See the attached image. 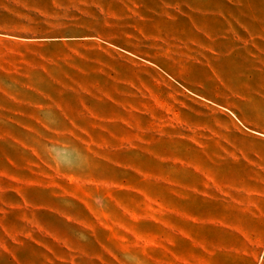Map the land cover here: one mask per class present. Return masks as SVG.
<instances>
[{"label":"rangeland","instance_id":"obj_1","mask_svg":"<svg viewBox=\"0 0 264 264\" xmlns=\"http://www.w3.org/2000/svg\"><path fill=\"white\" fill-rule=\"evenodd\" d=\"M0 264H264V0H0Z\"/></svg>","mask_w":264,"mask_h":264}]
</instances>
